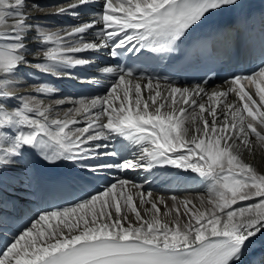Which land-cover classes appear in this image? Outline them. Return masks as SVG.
<instances>
[{
    "label": "snow or ice",
    "instance_id": "obj_1",
    "mask_svg": "<svg viewBox=\"0 0 264 264\" xmlns=\"http://www.w3.org/2000/svg\"><path fill=\"white\" fill-rule=\"evenodd\" d=\"M95 2L75 0L54 14L79 19L78 10ZM25 7V0H0V129L14 130L12 135L0 131V144L7 145L0 148V164H11L8 158L20 156L27 146L49 164L71 162L93 174L170 165L210 180L209 207L201 210L185 199L181 212L175 203L168 208L162 197L145 199L151 193L139 192L140 204H150L142 215L133 195L127 194L131 182L118 179L102 190L85 191L65 205L40 210L0 248V264H240L247 246L264 234V174L240 157L242 148L252 151V137L264 146V60L251 74H234L226 81L225 91L208 93L200 85L190 89L171 84L163 89L151 78L142 85L133 81L134 70L125 66L104 67L103 73L115 77L107 94L67 101L73 107L62 116L53 117V105L36 96H20L13 110L4 101L18 98L10 91L17 81L10 77L21 75L20 66L30 63L29 32L39 38L38 47L43 49V62L36 63L35 69L62 78L71 76L63 69L91 63L78 55L88 51L110 48L112 57L145 48L172 51L192 29L213 30L210 17L239 9L241 0H100L99 10L88 21L57 31L28 23ZM33 7L40 8L38 4ZM93 29L98 42L85 40ZM244 82L254 86L259 101L251 90H245ZM34 91L51 95L58 89L38 83ZM229 92L235 93L242 107L227 103ZM198 96H207L210 103H199ZM64 103L63 99L54 101L57 106ZM118 138L138 147L132 159L122 155L126 145L95 143ZM102 147L112 150L102 153ZM101 155L119 156L121 162L96 160ZM25 168V177L39 185V177ZM132 187L141 186L133 183ZM157 201L164 204L163 215L175 212V219L162 221ZM239 202L247 203L237 206ZM127 211L134 214V222Z\"/></svg>",
    "mask_w": 264,
    "mask_h": 264
},
{
    "label": "bare ground",
    "instance_id": "obj_2",
    "mask_svg": "<svg viewBox=\"0 0 264 264\" xmlns=\"http://www.w3.org/2000/svg\"><path fill=\"white\" fill-rule=\"evenodd\" d=\"M96 1H98L99 3L94 4L93 9L90 10L89 13H86V11H84L85 13H83V16L88 15V14L91 15V13L94 10H99L100 0H96ZM73 2L74 0H25L26 7L24 8V11L30 14V19L28 23L34 24V25L39 24L43 26L45 30H48V31H57V30L77 26L80 22H82V21H77L78 19L72 16L71 14H67V15L54 14L56 13L57 8L67 6V4L73 3ZM37 4L40 6L39 9H36L33 7V5H37ZM67 23H68V26H67ZM28 35H29V40L26 41V43H28L29 45V51L27 52V58L30 63L27 66L21 65L20 68L18 69V73H20L21 70L29 71L31 66L35 65L38 62H43V57H42L43 49L38 47L39 38L35 37L34 32H29ZM85 40L86 41L95 40L96 42H98V38H96L93 34H89V33L85 34ZM78 55L80 57L89 59L91 62H94L95 60H100L102 59V57H104V48L100 49L99 51H88V52H84ZM89 68L90 66L89 64H87V65L74 66V67L63 69V71L69 72L71 76L62 77V78H58L56 76L49 75V74H42L36 69L34 70V77L32 78L31 81L28 80V76L26 73L24 75H18L16 77H10L12 79H16L17 81V84L14 87H11L10 91L12 93L17 94L18 98L15 100H10V101L5 100L4 101L5 106L6 108H8V110H13V108L19 103L20 96H23L25 98L29 96H36V98L38 100L43 101L44 104L53 105V112L51 113L53 117H55L56 113H60L62 116L63 112L66 109L73 107V104L67 101L78 100V99L83 98V97H80L81 94L85 91H88L89 89L98 91L99 93H101L100 96H105L107 94V89L110 87L111 83L114 82V80H106L105 78L101 76H97L95 82L90 81L88 79L82 80L87 75V71L89 70ZM53 78H57L61 82L59 87H57L58 91L56 93L51 94V95H45V94L36 93L34 91V87L38 83L52 84L51 80ZM96 81H98V83ZM133 81L136 82L137 80H133ZM139 82L142 85L147 83V81H141V80H139ZM155 83L156 82H153V84ZM160 84L163 89H166L168 85L166 83L165 84L160 83ZM173 86L178 87V88H185V86H177V85H173ZM186 87L191 89V88H194L195 86H186ZM228 87H229V84L222 83L218 85H211L204 89L206 90V92L211 93L213 90L225 91L228 89ZM245 90H251L250 94H253V98L259 101V98L254 95V92H255L254 86L248 85L245 88ZM143 95L145 97L148 96L147 89L143 90ZM92 97H95V96H90L88 99H91ZM60 99L65 100L66 103L62 105H58V106L54 105V101L60 100ZM196 99L198 100L199 103H204L206 106L210 103L207 96H203V97L198 96L196 97ZM226 101L227 103L236 104L242 107V104H240L239 98L235 95L234 92L228 93V96L226 97ZM179 106L181 105H177V107ZM192 111L193 110L189 107L188 109L189 114H191ZM195 111L198 113L199 109L197 108L195 109ZM218 111L220 113H223L225 109L223 107H220ZM205 115L207 119L211 120L210 116H207V114ZM219 118L223 119L222 116H220ZM77 119L82 120V117H77ZM76 126L81 127L83 126V123L78 124ZM187 126L190 129L189 131V137H190L192 135L191 122H189ZM2 130L3 129H0V131ZM5 131H7L9 135H12L14 132V130H9V129H5ZM251 140H252V151L249 152L248 149L242 148L240 151V157L245 163H248L249 165H251L258 173L264 174V146L257 143L255 137H252ZM95 143H100V144L111 143L114 146H120V144L116 140L111 141V142H106V141L101 140ZM6 146H7L6 144H0V148L6 147ZM111 150H112L111 147L109 148L102 147L99 151L103 153L105 151H111ZM138 151L139 149L136 145L129 144L127 142L126 151L122 152V155L126 157L127 159H132V154L138 153ZM2 155L3 153L0 152V156ZM103 158H104V155H101V156L96 157V160L103 162ZM8 159L12 161L11 164L9 165L0 164V190L7 189L8 187L10 188L18 187L21 189L25 197H29L31 199L32 197L30 196L31 192L29 189H31L30 187L34 186V183H31L24 175L26 171L25 166H28V169H30V165H31V155L29 152V148L27 146H23L20 156L10 157ZM112 161L113 163H115L114 157L112 158ZM62 162L69 176L71 177L72 175L74 177L73 178L74 180H80L79 173L73 172V168L70 165L71 162H66V161H62ZM90 162H93V161H90ZM73 165L77 167L79 170L81 169L78 164H73ZM139 169H140V176L142 178V182L131 181L125 178L124 176H122L121 173L127 171L128 169H120L121 173L118 175H115L116 173H111V172H106V171H103L102 173L106 179L115 175L112 177V180L108 184L115 183L118 179H125L131 182L129 185H127V189H128L127 194L133 195L134 203L137 205L138 210L141 211L142 215L144 214V209L146 207H150V204H144V205L140 204L139 197L137 195V193L139 192H143L145 194L149 192L151 193V197L145 196V199L157 200V198L162 197L165 203L167 204L168 208H172L173 204L175 203L178 206H180L181 212H183V207H182L181 202L184 201L185 199H191L198 208H201V210H203L204 207H209V205L207 204V199H208V185L210 184V180H206L198 176L199 184H202L208 181L206 186L202 188H197L194 190H185L184 188H182L181 190H184L182 193H166L165 191H160V189H163V188H160L157 186L158 182L160 181L158 179L159 175L165 174L170 178H174L176 177V174H178L179 177H182V176H185L189 172L190 173H194V172H192L191 170L177 169L170 165L169 166H155L150 170H146L143 168H136V170H139ZM37 174L38 173L35 172L36 176ZM86 175H87L86 173L83 175L85 179H86ZM133 183L140 185L141 187L139 189L133 188L132 187ZM164 190H167V189H164ZM117 191L119 192L120 189L118 188ZM173 196L177 198L176 201H173L171 199ZM201 198H203L204 200L203 205H201ZM157 203H158V207H160L161 209L160 218L162 221L171 222L173 219H175V212H173L171 215L164 216L163 215L165 211L164 204H160L158 201ZM246 203L247 202H239L237 206H244ZM38 212H39V209H36V210L34 209L33 216L37 214ZM127 215L133 222L135 221L134 214H132L130 211H127ZM145 218L147 219L148 217L145 216ZM125 226H127V224H125ZM262 235L263 234L258 235L248 246L249 247L254 246V241H258L261 243L260 238L262 237ZM244 254H247V248L245 249ZM256 258L258 261L255 264H262V262L264 261V258H262L261 253L260 255L256 253Z\"/></svg>",
    "mask_w": 264,
    "mask_h": 264
}]
</instances>
